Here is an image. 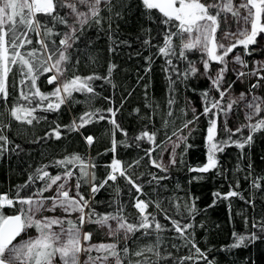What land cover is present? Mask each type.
Listing matches in <instances>:
<instances>
[{"label": "trees", "instance_id": "1", "mask_svg": "<svg viewBox=\"0 0 264 264\" xmlns=\"http://www.w3.org/2000/svg\"><path fill=\"white\" fill-rule=\"evenodd\" d=\"M59 11L66 18V24L50 21L48 17L37 14L36 19L41 21V25L47 24L52 31L49 33L44 27L40 28V35L27 31L26 36L32 43L25 41L24 46L18 49L22 55L35 51L36 57L40 58L45 52L52 54L64 48L60 40L69 31L71 17L69 9ZM150 11L151 16L141 0H110L100 9L99 16L78 26L71 41L72 47L65 53L70 58L62 65L65 68L63 81L77 75H95L102 79L91 82L94 94L73 92L72 100L62 104L57 112L37 109L35 115L45 118L33 120L32 124L17 121L9 114V110L17 103L27 106V101L19 99L21 76L16 66H13L8 76L7 104L0 101V135L8 138L7 143L0 141V194L15 198L17 186L25 185L38 168L47 165L46 170L51 174H62L66 169L55 167V162L78 155L89 173L95 174V180L91 183L81 182L80 193L89 200L86 214L90 209L101 215L115 214L119 210L128 223L135 224L141 218L140 211L135 207L137 201L142 200L148 205L144 214L153 224V228L148 229L151 234L143 235V229L135 235L130 234L125 264H129V261L132 264L137 261L139 264H178L180 260H183V264H205L193 244L209 260L214 259L215 264H264V240L255 241L247 247H228L234 242V232L248 235L257 231L252 226L254 220L264 222V131L254 134L253 143L250 147L246 145L243 152L235 146L218 152L216 169L207 173L189 170L207 162L208 119L200 115L204 107L200 93L207 91L209 97L219 98L208 78L196 75L183 80L178 77L177 73L188 67L187 61L178 58L180 40L173 37L176 56L162 55L159 48L164 46L167 27L160 23L161 16L156 10ZM40 40H44L48 49L42 48ZM58 54L56 52L52 56L49 64L55 63ZM186 55L197 64L202 62L201 56L204 54L186 51ZM168 59L172 60V65L167 63ZM52 75L53 70L37 80L41 93L48 94L61 85L56 81L47 83V78ZM228 81L234 91L238 87L237 81L232 76ZM14 82L17 85L15 88L12 87ZM24 90L27 91L26 88ZM170 99L174 101L171 105L168 103ZM47 102L44 101V104ZM227 102L229 99L224 97L222 106ZM110 108L116 112L114 119L119 128L110 122L113 119L108 111ZM193 108L199 119L185 128V122L193 120ZM85 112L95 113L92 122L77 130H70L73 121L79 124ZM101 115L105 119L100 120ZM222 116L223 113L217 120V140L227 138V133L222 131ZM236 116L227 121L228 128L233 131L237 128ZM57 126L59 139L54 132ZM189 129H192L191 135H188ZM143 132L155 133V143L146 138L137 139ZM173 133L188 135L187 143L192 147L185 152V145L181 142L177 149V163L166 166L167 171H164L151 161L158 158L165 142L176 135ZM247 134L245 128L243 135ZM88 136L94 138L91 144L86 142ZM240 136L237 133L233 139ZM113 141L115 151L112 150ZM117 159L122 162L125 176L131 177L140 186V191L137 192L125 176L116 173L115 181L109 179L93 194L92 184L99 187L112 173L111 165ZM67 170L73 172L71 179L75 185L80 179L79 166L70 164ZM253 181L260 187L254 188ZM41 183L38 181L35 187ZM31 189L30 185L20 192V196L30 194ZM230 191L238 195L225 198ZM217 193L220 195L217 196ZM52 194L46 192L45 196ZM193 201L195 211L189 214ZM4 213L16 214V209L5 207ZM172 220L177 221L181 228L186 224L193 227L181 235L174 230ZM157 221L163 228L159 232L154 227ZM85 226L87 231L93 233L95 241L103 240L102 229L97 224L86 223ZM149 247L153 251H147ZM141 250H144L142 256L133 255ZM185 257L192 259H183Z\"/></svg>", "mask_w": 264, "mask_h": 264}, {"label": "snow or ice", "instance_id": "2", "mask_svg": "<svg viewBox=\"0 0 264 264\" xmlns=\"http://www.w3.org/2000/svg\"><path fill=\"white\" fill-rule=\"evenodd\" d=\"M108 3L109 0H103ZM102 0H0V101L7 104L8 101V76L12 71L13 66H16L17 73L21 76L19 80L20 94L19 99L27 101V106L17 103L9 110V114L17 121H26L32 124L33 120L44 119L45 117H37L35 115L37 109L45 112H57L62 104L72 100L73 92H82L85 94L93 93L94 89L91 82L102 79L99 76L80 77L75 76L70 80H64L61 85L56 87L52 92L44 94L37 87V80L46 72H51L55 69L56 74L47 78V83L52 84L64 74L65 68L62 67L65 61L69 60V56L65 55L67 50L72 47L71 41L77 29L68 25L71 33H65L64 38L60 40V44L64 45L63 49H57L52 54H45L37 58L36 52H28L27 57H32L30 60L22 55L18 50L24 46L26 41L31 44V39L26 36L27 31L35 32L40 35V28L44 27L47 32L52 30L47 24L41 25V21L36 19L37 14H42L48 17L50 21H56L60 24H66L65 17L60 15V9H70L75 17L79 18L78 23L84 25L90 17H96L100 14V5ZM143 7L148 10V15L151 16L150 10H156L161 16L160 23L167 27L164 35V46L159 48V52L165 57L176 56V50L173 46V37L180 40L179 59L187 61L188 67L183 72H178V77L187 80L190 77L196 76L198 69L195 62L188 59L186 51H198L204 55L201 56L203 63L204 75L211 81L212 87L219 93V99L209 97L208 92L200 93L203 100V112L200 115L208 119L206 143H207V162L198 168H190V171L207 173L217 168L218 160L216 155L218 152H223L225 148L235 146L243 152L245 146H251L253 136L257 132L264 131V117L260 114L264 111V97L251 95L249 99L245 93L241 92L235 99L230 98L226 105L221 104L228 89L221 90V85L224 79V73L228 70L229 61L225 58L229 56L233 50L242 46L244 52L248 53L250 45L257 44V37L264 34V0H141ZM85 6L88 11H78L77 5ZM235 25V30H231L229 21ZM99 23V21H97ZM221 23L224 24V29L220 33V42L217 41L216 33L221 29ZM175 29V30H173ZM227 40L228 46L223 43ZM17 41H20L18 44ZM42 48L48 49V45L44 40H40ZM55 42L53 41V44ZM58 52V58L55 63L49 64L52 56ZM151 59V58H149ZM35 60V66H34ZM237 64L247 67V64L241 55L237 54L234 57ZM216 62L223 67L215 72L214 76L208 75L211 62ZM167 63L172 65V60L168 59ZM114 67V66H113ZM175 71V66H173ZM259 70H264V64L260 65ZM257 72L251 75H258ZM112 68H109L111 75ZM240 77L246 74L243 71L238 73ZM171 81V77H169ZM260 80H264V76H260L257 83L252 84L251 88L258 89L261 87ZM174 83V81H172ZM14 82L12 87H16ZM27 89L25 91L24 89ZM55 98V99H53ZM44 101H48L44 104ZM245 102L244 106L248 111L245 113L247 120L233 131L227 126V120H224L222 131L227 133L226 139L217 140V120L220 114L223 113L227 117V113L232 111L234 104ZM169 105L174 103L169 100ZM215 110V111H214ZM99 112V110H96ZM113 119L110 121L119 128L115 122L116 112L111 108L108 109ZM139 111V110H137ZM194 113L193 120L187 121L184 124L188 128L189 124H194L199 116L195 115L196 109H192ZM211 113V116L209 114ZM170 114V113H169ZM95 113L85 112L80 117V122L77 124L73 121L69 126L70 130H77L85 124L92 122ZM257 117H259L257 119ZM100 120L105 119L103 115L99 116ZM254 121V122H253ZM8 127V125H5ZM248 130V134L243 135L244 129ZM54 130L55 137L60 138V131ZM121 131H123L121 129ZM192 129H189L188 135H191ZM240 133L238 139H233ZM174 135L176 133H173ZM51 135V133L49 134ZM124 135H127L124 132ZM188 135L178 137L179 141L184 143L186 152L192 147L188 144ZM155 133L149 134L143 132L137 139H147L151 143H155ZM169 139H171L169 137ZM89 144L93 142L91 136L86 137ZM0 141L8 142V138L0 135ZM179 147V143L173 142L171 164H176L175 149ZM113 151H115V141H113ZM152 164L167 171L166 166L157 163L156 160L151 161ZM182 162V161H181ZM70 164L79 166V176L75 184V194L70 196L71 185L69 180L73 176L71 170H67ZM47 165L43 168H38L34 176H30L25 185L17 186L15 198H9L8 194H0V264H55L57 257L60 264H81V254L86 256L83 264H109V258H113V264H125V259L129 254L128 240L131 239L130 234L135 235L141 229L144 230L143 235H150L148 229L153 228V224L149 222V218L145 215V209L148 207L143 201H137L135 207L139 209L141 218L138 223H128L125 218L120 215L119 210L115 214L101 215L90 209L85 213V208L89 207V200H86L80 193L81 182L91 183L95 180V174L89 173L88 167L84 164L82 158L78 155L66 157L64 160L55 162V167L66 169L62 174L53 175L47 171ZM94 168L95 165H92ZM112 173L104 180L99 187L92 184L91 192L93 194L99 191L108 180L115 181V172L120 168V162L114 161L111 165ZM252 167L251 164L248 165ZM121 176H125L124 171H120ZM91 177V179H88ZM130 184H132L137 192L140 191V186L136 185L131 177L125 176ZM166 178V177H162ZM247 178V177H246ZM42 182L39 187H35L37 182ZM32 186L30 194L20 196V192ZM53 186L55 189L53 191ZM253 187L259 188L260 185L253 181ZM46 192H53L51 196H45ZM217 196L220 194L217 193ZM238 193L230 191L225 198L237 196ZM241 199L243 197L241 196ZM17 205L19 206L17 208ZM15 208L16 214L6 215L4 208ZM159 207V205H157ZM59 209L62 213L67 214L61 216H45V212H56ZM195 211V203L192 202L189 208V214ZM78 215L73 220L69 218L71 214ZM155 218H153L154 220ZM165 219H170L165 217ZM115 221L116 226L113 227L109 221ZM174 230L181 235L188 228L193 227L191 224H186L181 228L180 224L171 221ZM85 223L97 224L100 228H107V235L114 237L112 243H89L92 240V232H84L83 226ZM247 224V220H245ZM253 231L248 235L233 233L234 242L229 245V248L247 247L258 240H264V222L253 221ZM156 232L163 230L162 225L157 221L154 224ZM35 228L37 235L35 237L28 235V229ZM20 238L19 240L17 238ZM83 241V243H82ZM122 245V246H121ZM196 253L203 257L205 264H215V260H209L207 255L196 247ZM147 251H153L149 247ZM96 252L98 255L93 256ZM123 253V256L121 255ZM144 250L133 253L135 256H142ZM159 256V253H155ZM167 259V258H165ZM183 259H192L185 257ZM129 264H132L129 261ZM136 264H139L137 261ZM178 264H183L180 260Z\"/></svg>", "mask_w": 264, "mask_h": 264}, {"label": "rangeland", "instance_id": "3", "mask_svg": "<svg viewBox=\"0 0 264 264\" xmlns=\"http://www.w3.org/2000/svg\"><path fill=\"white\" fill-rule=\"evenodd\" d=\"M110 1V0H109ZM202 2H204V0H202ZM238 2V0H237ZM107 3H104L102 0V3L100 5V9L102 7H104V5H106ZM77 10L78 11H88V9L85 6H81V5H77ZM69 14L71 17V23L70 25L74 26L76 29H78V26H82L78 23L79 18L75 17L74 14L71 13V10L69 9ZM93 17H90L88 19V21H90ZM230 25H231V30H235V25L234 23L230 20L229 21ZM224 29V24L221 23V29H219L216 33V38L217 41L220 42V33L221 30ZM72 29L69 28L68 33H71ZM223 43L225 44V46H228V41L224 40ZM248 53L250 54H246L244 52V49L242 46H239L237 48H235L233 50V52H231L229 54L228 57H226L225 59L229 61L228 63V70L224 73V79H223V83L221 85V90H224L225 88L228 87V85H230L228 82V79L230 78V76H232V79L238 84V87H236L234 89V91L232 90V88L228 89L225 97H227V99H235L237 96H239V94L241 92L245 93L246 96L249 97V99L251 98V95H258V96H262L264 97V80H260V84L261 87L258 89H253L251 88L252 84L257 83L258 79L260 76H264V70H259L260 65L264 64V34H262L261 36L257 37V44L256 45H250L249 49H248ZM239 54L241 55L242 59L245 60L247 67H244L242 65H239L235 62L234 57ZM196 68L198 69L196 75H200L201 77H205L207 78V76H205L204 73V69H203V63L199 62L197 64H195ZM223 67V65H220L216 62H211V66L208 72V75L210 76H214L215 72L217 70H219V68ZM240 71H243L246 75L243 77H240L238 75V73ZM258 71V75L254 76L251 75V73L253 72H257ZM53 72L55 75L56 71L55 69H53ZM63 81V76H58L56 82L57 84H61V82ZM211 84V81H210ZM212 85V84H211ZM215 90V89H214ZM216 94L218 95L219 98V93L215 90ZM228 103V102H227ZM245 102H240L239 104H234L233 105V109L232 111L227 113V117H224V115L221 117L222 123H224V120L226 119L231 120L234 116H236V114H239V119H237L238 115L236 116V119L238 120V122L236 123L235 127H239L240 125L246 124L247 120L245 118V113L248 111V109L245 108L244 106ZM264 107V106H262ZM236 110V111H235ZM261 117H264V111L261 112L260 114ZM259 117H257L258 119ZM254 122V121H253ZM180 136H184V134L182 133H178L175 136H173L171 139L167 140L165 142V144L162 146V148L159 151V156L156 159L157 163H160L164 166H169L171 165L170 160L172 159V150H173V142L179 143L180 145V141L178 139V137ZM178 147L175 149V153L176 156L175 158H177V150ZM117 161V160H115ZM122 170V169H121ZM119 171V170H117ZM69 185H71V191H70V196L75 194V185H74V181L72 179L69 180ZM87 208H85V213H86ZM58 211L61 214H65L62 213L59 209ZM67 215V214H66ZM78 214L77 213H73L71 214V219H75L76 216ZM110 224L113 225V227L116 226V222L115 221H109ZM86 224V223H85ZM86 226H83V231L84 232H89L87 231V229L85 228ZM100 228V227H99ZM102 232H103V240L102 241H95L93 238L91 241H89V243H112L114 242L115 238L111 237L109 235H107V228H101ZM28 235L35 237L37 235L36 229L35 228H31L28 229ZM18 240L20 239L19 237L17 238ZM83 243V241H82ZM93 256L98 255L96 252L92 253ZM86 259V256L82 253L80 260H81V264H83L84 260ZM55 264H60L59 262V258L57 257ZM109 264H113V258H109Z\"/></svg>", "mask_w": 264, "mask_h": 264}, {"label": "flooded vegetation", "instance_id": "4", "mask_svg": "<svg viewBox=\"0 0 264 264\" xmlns=\"http://www.w3.org/2000/svg\"><path fill=\"white\" fill-rule=\"evenodd\" d=\"M44 215H45V216H61V217L66 216V214H61V213L58 211V209H57V211L54 212V213H52V212H45ZM70 217H71V216H70ZM70 217H69V218H70ZM73 220H74V219H73Z\"/></svg>", "mask_w": 264, "mask_h": 264}, {"label": "bare ground", "instance_id": "5", "mask_svg": "<svg viewBox=\"0 0 264 264\" xmlns=\"http://www.w3.org/2000/svg\"><path fill=\"white\" fill-rule=\"evenodd\" d=\"M118 161V160H117ZM120 162V161H119ZM121 167H122V165H121V162H120V168L118 169V170H121Z\"/></svg>", "mask_w": 264, "mask_h": 264}, {"label": "water", "instance_id": "6", "mask_svg": "<svg viewBox=\"0 0 264 264\" xmlns=\"http://www.w3.org/2000/svg\"><path fill=\"white\" fill-rule=\"evenodd\" d=\"M92 137V136H91ZM93 138V137H92ZM93 140H94V138H93ZM86 142H87V140H86ZM88 143V142H87ZM89 144V143H88ZM113 174V173H112ZM116 175V174H115ZM12 215H14V214H12Z\"/></svg>", "mask_w": 264, "mask_h": 264}]
</instances>
